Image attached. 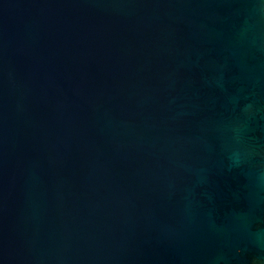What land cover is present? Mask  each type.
I'll return each instance as SVG.
<instances>
[{"label": "water", "instance_id": "95a60500", "mask_svg": "<svg viewBox=\"0 0 264 264\" xmlns=\"http://www.w3.org/2000/svg\"><path fill=\"white\" fill-rule=\"evenodd\" d=\"M0 264H264V0H0Z\"/></svg>", "mask_w": 264, "mask_h": 264}]
</instances>
